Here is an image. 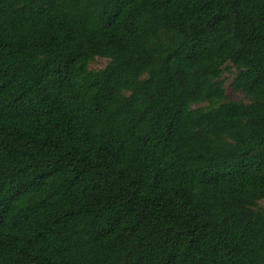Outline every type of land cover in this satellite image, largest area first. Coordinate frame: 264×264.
<instances>
[{"label":"trees","instance_id":"16d2710c","mask_svg":"<svg viewBox=\"0 0 264 264\" xmlns=\"http://www.w3.org/2000/svg\"><path fill=\"white\" fill-rule=\"evenodd\" d=\"M263 199L264 0H0V264H264Z\"/></svg>","mask_w":264,"mask_h":264},{"label":"rangeland","instance_id":"374dc122","mask_svg":"<svg viewBox=\"0 0 264 264\" xmlns=\"http://www.w3.org/2000/svg\"><path fill=\"white\" fill-rule=\"evenodd\" d=\"M106 62H107L106 59L98 57L93 62L90 63V68H93V69L101 68V67H103L105 65ZM231 77L232 76H227V81H226V84H225L227 97L229 99H232V100H246V98H245V96L243 95L242 92L233 91L232 89H230L229 82H230ZM259 204L264 207V199L261 200L259 202Z\"/></svg>","mask_w":264,"mask_h":264}]
</instances>
